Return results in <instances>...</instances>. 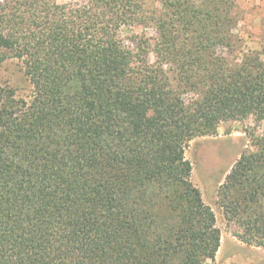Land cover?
Returning a JSON list of instances; mask_svg holds the SVG:
<instances>
[{
  "label": "trees",
  "instance_id": "1",
  "mask_svg": "<svg viewBox=\"0 0 264 264\" xmlns=\"http://www.w3.org/2000/svg\"><path fill=\"white\" fill-rule=\"evenodd\" d=\"M234 5L0 0V63L32 85L0 88V264L214 262L221 229L185 150L249 117L262 132L217 204L264 248V46L240 42Z\"/></svg>",
  "mask_w": 264,
  "mask_h": 264
},
{
  "label": "rangeland",
  "instance_id": "2",
  "mask_svg": "<svg viewBox=\"0 0 264 264\" xmlns=\"http://www.w3.org/2000/svg\"><path fill=\"white\" fill-rule=\"evenodd\" d=\"M86 0H57L63 5L82 3ZM157 2V1H156ZM232 17L236 23L240 42L250 48L262 50L264 46V0H234ZM161 11L159 3L152 2ZM137 29L157 39L152 25ZM152 59L154 56L151 55ZM0 88L12 89L18 98L29 99L32 85L24 73L21 62L8 57L0 63ZM250 132L259 134L262 125L253 117L220 123L218 132L211 136L192 139L186 146L185 156L191 161L192 181L201 189L206 203L211 205L221 229V246L215 261L205 259L202 264H264V248L241 241L235 232V223L228 222L223 209L217 204V189L242 153L251 148Z\"/></svg>",
  "mask_w": 264,
  "mask_h": 264
}]
</instances>
